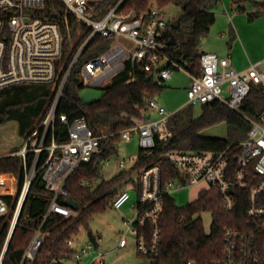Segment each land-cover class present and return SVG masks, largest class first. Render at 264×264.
<instances>
[{"label": "built area", "instance_id": "1", "mask_svg": "<svg viewBox=\"0 0 264 264\" xmlns=\"http://www.w3.org/2000/svg\"><path fill=\"white\" fill-rule=\"evenodd\" d=\"M59 1L64 8L61 21L39 14L46 8L45 0H0V90L18 84H52L55 92L40 127L29 132L22 148L12 154L23 159L25 170L12 227L37 175L42 174L46 189L54 194L41 225L24 251L23 262L34 260L42 247L45 234L40 228L52 213L64 217L79 214V210L66 204L70 196L66 181L83 163L91 162L101 149L102 139L114 134L106 129L96 133L84 117L69 123L67 117L61 115L60 120L68 127V139L61 143L56 141V110L72 71L79 66L76 78L80 84L106 87L131 61L159 84L169 80L174 70L187 72L191 77L189 103L219 100L244 115L251 128L248 137L237 146L208 151L168 150L158 162L143 167L140 198L133 207L136 214L125 220L127 230L120 247L126 244V234L131 233L137 239L140 255L149 259L155 257L162 240L165 196L205 182L208 188L203 190L216 189L227 213L235 212L240 201H245V223L224 227L223 257L214 264H264V110L257 118L242 111L253 87H261L264 94V58L239 70L230 54L219 56L215 52L201 51V73L196 76L171 56L168 44L171 34L168 37V32L172 16L168 7L154 5L138 11L125 10L127 0ZM236 1L240 7L244 0ZM251 1L264 4V0ZM70 15L78 24L74 30L68 20ZM98 36L111 44L80 64L81 57ZM149 111L150 117L144 122L120 132L121 142L138 136L141 153L130 158L136 162L141 156L153 155L158 139L168 141L173 135L168 123L175 112L155 98L149 102ZM29 157L32 158L30 167ZM163 161L173 164L175 171L167 179L163 178ZM117 165L126 167L122 160ZM82 184L92 186L88 181ZM129 198L130 193L122 190L112 207L121 209ZM9 210L0 195V217ZM68 245L73 246L72 239ZM94 246L91 243L81 252L74 251L71 257L80 264H105L101 252L86 261Z\"/></svg>", "mask_w": 264, "mask_h": 264}, {"label": "trees", "instance_id": "2", "mask_svg": "<svg viewBox=\"0 0 264 264\" xmlns=\"http://www.w3.org/2000/svg\"><path fill=\"white\" fill-rule=\"evenodd\" d=\"M45 1L46 8L39 14L47 19L61 21L64 13L61 2ZM220 2L221 0H127L124 8L144 11L154 5L164 8L171 5L179 7V27L170 26L168 32V37L171 33L175 35L177 44L169 46V50L172 58L198 76L202 64L201 39L215 23L214 9ZM235 2L237 3L236 0ZM68 20L74 30L78 26L77 21L71 15ZM109 44L111 43L105 38L96 37L81 57L80 64L102 53ZM78 70L79 66L72 71L56 110V141L61 143L68 139V127L60 120L61 115H65L69 123L78 117H84L96 133L106 129L114 134L102 139L101 149L93 156L91 162L83 163L67 179L65 187L70 196H74L79 202V214L76 217H64L52 213L40 228L45 234V239L32 261L23 262L24 251L41 225L54 194L46 189L42 174L37 175L9 238L25 170L20 156H0V173H13L19 178L18 194L3 196L10 210L8 214L0 217L1 264H64L63 260L72 256L74 250L68 245V241L82 226H87L90 218L112 205L120 193V190H115L114 187L126 176V172H123L110 180H102L93 187V182L101 176L103 162L118 155L122 130L150 117L149 102L163 89L161 84L128 61L112 83L105 87L99 99L85 102L78 94L79 89L84 86L77 81ZM54 93L52 84H18L0 90V124L10 120L18 121L19 133L25 138L29 132L39 127L46 117ZM202 106V115L198 117L183 113L182 110L176 111L168 123L172 137L168 141L158 139L153 155L141 156L131 170L140 172L143 167L158 162L162 153L168 150H219L228 145L237 146L248 137L251 124L244 115L219 100L203 103ZM263 110V90L261 87H253L243 103L242 111L252 118H257ZM220 122L227 124V137H209L201 134L205 128ZM14 152H17V149ZM139 152L141 153V150ZM31 161L32 158L29 157V167ZM172 165L167 161L161 163L164 179L174 175ZM85 181L92 183V186L83 185ZM206 211L211 212L213 216L209 233L205 230L200 216ZM161 222L162 240L158 254L150 259L151 264H214L223 257L224 227L245 223V201H240L235 212L227 213L216 189L201 191L195 201L185 206L177 205L171 195H166ZM54 260H57V263H54Z\"/></svg>", "mask_w": 264, "mask_h": 264}, {"label": "rangeland", "instance_id": "3", "mask_svg": "<svg viewBox=\"0 0 264 264\" xmlns=\"http://www.w3.org/2000/svg\"><path fill=\"white\" fill-rule=\"evenodd\" d=\"M172 21L179 15L180 9L171 5L168 7ZM216 21L211 30L201 39V45L206 50L215 51L220 55L231 52L235 61H242L245 64L256 62L264 58V4H256L251 0H244L239 4L235 0H221L214 9ZM75 39V35L73 34ZM239 44H234L235 40ZM129 44L126 39H121ZM132 45V44H129ZM190 75L183 70H174L172 77L161 83L162 91L156 95L155 99L164 105L169 111H179L190 113L193 117L202 115L203 106L201 103L191 104L188 102V87H190ZM105 87L85 84L79 89V97L85 102H92L99 99ZM227 96V94H226ZM153 115V113H151ZM154 117V116H153ZM43 121V120H42ZM39 124V127L42 123ZM145 119L138 123L144 122ZM19 123L10 120L0 124V155L20 148L23 136L19 133ZM203 136L225 138L228 136L226 122H220L207 127L201 132ZM138 136L134 135L129 142L119 144L118 155L111 157L103 165L101 176L93 182L96 187L102 180H110L123 172L126 176L117 183L115 190H127L130 193L129 200L121 209L109 206L105 211L95 215L88 220L87 226H82L79 231L72 236L74 251L81 252L83 248L91 243L95 246L88 255L86 261L89 262L97 253L104 254L105 264H151V260L140 255L137 250V239L131 234H126V244L120 247L123 233L127 230L125 220L135 216L136 210L133 208L138 202L140 172L131 169L136 161L130 158L139 153ZM125 161L126 167L117 165L118 161ZM208 188V185L200 183L192 185L190 188L173 191L171 196L179 206H185L195 201L199 193ZM205 230L209 233L213 216L211 212H203L201 215ZM94 239V240H93ZM64 264H80L73 258L65 259Z\"/></svg>", "mask_w": 264, "mask_h": 264}, {"label": "crops", "instance_id": "4", "mask_svg": "<svg viewBox=\"0 0 264 264\" xmlns=\"http://www.w3.org/2000/svg\"><path fill=\"white\" fill-rule=\"evenodd\" d=\"M238 42L239 41L236 39L234 44L237 45ZM204 47L205 46L200 45V50L201 51L215 52L213 50L212 51L206 50ZM215 53H217V52H215ZM227 54H230L232 56L233 64L239 70L245 69L247 66H249L250 63H252V62H250L247 65V64L243 63L242 61H240L239 59H238V61H235V58H234V56H233V54L231 52H228L225 55H227ZM225 55L223 54V55H220V56H225ZM262 59L263 58H261V59H259L257 61H260ZM188 89H189V87H188ZM173 112H175V111H173ZM149 115H150V111H149ZM23 139H25V138H23ZM22 142L24 143V140ZM23 143L20 146V148H17V151H19L22 148ZM14 151L15 150H12L11 152H7V153H4V154H1L0 156L12 155L13 153H15ZM18 191H19V178L13 173H7V174L6 173H0V195L1 196H5V195L6 196H15L16 194H18ZM70 258H72V257H69V258H66V259H70ZM64 260H63V263H64Z\"/></svg>", "mask_w": 264, "mask_h": 264}, {"label": "water", "instance_id": "5", "mask_svg": "<svg viewBox=\"0 0 264 264\" xmlns=\"http://www.w3.org/2000/svg\"><path fill=\"white\" fill-rule=\"evenodd\" d=\"M179 24H180V19L176 18L171 22V27L172 28H178ZM168 44L171 46H176V44H177L176 37L173 33H171ZM66 204L75 210H78L80 207L79 202L74 198V196H69L68 199L66 200ZM15 225H16V223L13 225V228H11L9 238L12 235V232H13V229L15 228ZM6 247H7V245H6ZM0 264H1V262H0Z\"/></svg>", "mask_w": 264, "mask_h": 264}]
</instances>
